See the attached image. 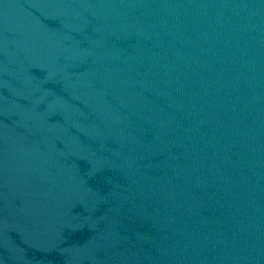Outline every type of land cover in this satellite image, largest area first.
Masks as SVG:
<instances>
[{
	"label": "water",
	"instance_id": "1",
	"mask_svg": "<svg viewBox=\"0 0 264 264\" xmlns=\"http://www.w3.org/2000/svg\"><path fill=\"white\" fill-rule=\"evenodd\" d=\"M0 264H264V0H0Z\"/></svg>",
	"mask_w": 264,
	"mask_h": 264
}]
</instances>
